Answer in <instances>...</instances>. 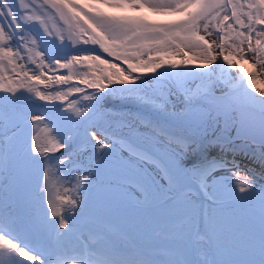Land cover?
<instances>
[{
  "label": "snow or ice",
  "instance_id": "6c2138e0",
  "mask_svg": "<svg viewBox=\"0 0 264 264\" xmlns=\"http://www.w3.org/2000/svg\"><path fill=\"white\" fill-rule=\"evenodd\" d=\"M258 80L264 0H0V264H264Z\"/></svg>",
  "mask_w": 264,
  "mask_h": 264
},
{
  "label": "rangeland",
  "instance_id": "374dc122",
  "mask_svg": "<svg viewBox=\"0 0 264 264\" xmlns=\"http://www.w3.org/2000/svg\"><path fill=\"white\" fill-rule=\"evenodd\" d=\"M162 18L165 19L164 17H153L154 20H163ZM47 23H48L49 28L51 30H53L54 32H61L62 31V32H64L67 35L68 29L64 25L63 21H61L58 17H54L52 14H49ZM104 58L105 59H110L109 57H107L106 54H105V57ZM180 58L181 57H175V59H180ZM46 62L48 63L47 60L45 61V63ZM113 62H117V61H113ZM198 64H199V62H198ZM121 66L124 67V68H126V65L121 64ZM245 67H248L250 69L251 66L250 65H245ZM59 72H60V74H63V75L67 74V70H63V71H59ZM145 78H147V77H145ZM150 83H151V81H150ZM63 88H65V87H63ZM41 90L42 91H48L49 89H45L44 90V88L42 87ZM59 90H60V88H59ZM111 100L113 102H111ZM115 101L116 102H120V101H123V100H119L118 101V100H115V99H112V98H108L107 101H106V104L108 105V107L105 110L106 111H111L115 115H119L120 112L125 111L124 108L127 111V108L124 105L119 104V103H116ZM82 103H83V101H82ZM241 169H242L241 175L243 176L244 175V171L243 170L244 169H252V167H249V166H247V165H245L244 163L241 162ZM252 170L255 171L257 173V177H259V173L254 168ZM221 179H225V177H221ZM119 219H120V226H122V227H130L131 226L130 224H128L127 222H125L120 217H119Z\"/></svg>",
  "mask_w": 264,
  "mask_h": 264
},
{
  "label": "bare ground",
  "instance_id": "6f19581e",
  "mask_svg": "<svg viewBox=\"0 0 264 264\" xmlns=\"http://www.w3.org/2000/svg\"><path fill=\"white\" fill-rule=\"evenodd\" d=\"M163 19V18H162ZM55 26V25H54ZM47 63V62H46ZM122 67V66H121ZM59 71H63V70H59ZM57 72L56 75H63V74H60V72ZM219 75V72L217 73ZM49 75H52L51 72H49ZM66 75V74H65ZM257 85L259 87H264V82H261L260 80L257 81ZM65 87V88H63ZM68 86L67 85H61L59 86L60 90L63 91V90H66ZM45 90V89H44ZM53 89H49L48 91H51ZM109 98H112V99H115V100H123L121 97L119 96H112V97H109ZM77 99L75 96H69V100H75ZM86 103V101H84L82 98L80 99L79 102L82 103ZM124 101V100H123ZM126 102V101H125ZM38 103H43V102H39ZM127 103V102H126ZM106 111V110H105ZM50 126L48 125H45V124H38L35 126L34 128V134H37L39 135V137L41 139H44L45 137L48 136V128ZM87 148V145H81V152H84L85 149ZM254 169L259 173V171L257 170V168L254 167ZM74 175H80V173H74ZM67 185L65 184H61L59 182V178L58 177H52L51 178V192H50V196L53 200H55L57 197L61 196V195H64V188L66 187ZM48 196L49 194H46L45 195V200L48 199ZM113 221L116 222L117 224L120 225V219H119V216H113L112 217Z\"/></svg>",
  "mask_w": 264,
  "mask_h": 264
},
{
  "label": "water",
  "instance_id": "95a60500",
  "mask_svg": "<svg viewBox=\"0 0 264 264\" xmlns=\"http://www.w3.org/2000/svg\"><path fill=\"white\" fill-rule=\"evenodd\" d=\"M111 102H113L112 100H111ZM116 102V101H115ZM116 103H119V104H122V105H124L125 107H126V102H124V101H120V102H116ZM127 108V107H126ZM124 110L126 111V109L124 108ZM129 109L127 108V111H128ZM240 162H242V163H244L245 165H247V166H252L253 168H254V166L252 165V164H250V163H248V161L246 160V159H243V158H241V161ZM257 170L259 171V169L257 168Z\"/></svg>",
  "mask_w": 264,
  "mask_h": 264
}]
</instances>
